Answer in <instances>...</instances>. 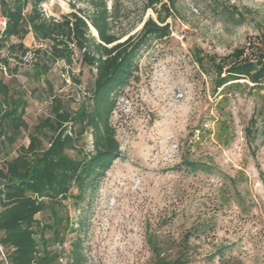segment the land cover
<instances>
[{"label": "rangeland", "instance_id": "obj_1", "mask_svg": "<svg viewBox=\"0 0 264 264\" xmlns=\"http://www.w3.org/2000/svg\"><path fill=\"white\" fill-rule=\"evenodd\" d=\"M97 1L106 4L111 29L123 39L156 17L145 0ZM92 2L47 0L42 6L60 18L89 14ZM229 10L245 20L238 24ZM167 22L170 35L143 47L134 75L115 97L111 121L121 157L91 197L65 201L73 229L62 251L68 255L79 238L86 264H156L153 240L162 256H181L184 264H264V83L219 86L215 72L249 40L254 47L247 52L264 54V0H179ZM24 41L38 46L32 33ZM32 55L13 77L0 64V75L27 100L30 130L50 114L52 95L78 107L95 72L77 53L71 65L53 67L49 87L33 77ZM29 141L24 131L13 149ZM80 146L93 149L89 132ZM188 161L206 167L192 170Z\"/></svg>", "mask_w": 264, "mask_h": 264}, {"label": "trees", "instance_id": "obj_2", "mask_svg": "<svg viewBox=\"0 0 264 264\" xmlns=\"http://www.w3.org/2000/svg\"><path fill=\"white\" fill-rule=\"evenodd\" d=\"M46 1L0 0V51H6V55L0 54V64L13 77L32 52L33 77L51 87L53 67L58 62L71 65L78 53L82 63L95 70L94 81L89 95L76 108L52 95L50 114L30 130L24 94L0 75V243L10 264H59L62 256L69 264H86L79 238L68 255L62 251L73 229L65 201L78 204L91 197L121 157L111 121L115 97L134 75L135 60L143 47L153 38L170 35L167 20L175 15L179 0H145L144 8L152 9L156 17L149 16L138 32L125 39L112 31L105 3L93 0L89 14L71 11L57 18L43 9ZM229 11L238 15V24L245 20L244 15ZM30 33L38 43L35 48L24 41ZM253 47L252 43L249 49ZM253 52H247L246 46L237 48L216 64L218 85H238L244 79L255 85L264 83V54ZM24 131H28V145L13 149ZM88 132L91 151L80 146ZM187 164L192 170L206 167L195 161ZM40 214H46V219ZM152 244L156 264H184L181 256H162L159 245L153 240Z\"/></svg>", "mask_w": 264, "mask_h": 264}, {"label": "built area", "instance_id": "obj_3", "mask_svg": "<svg viewBox=\"0 0 264 264\" xmlns=\"http://www.w3.org/2000/svg\"><path fill=\"white\" fill-rule=\"evenodd\" d=\"M1 22H3V20H1ZM251 44L252 41L249 40L246 46V50L249 49ZM0 261L2 262V264H10L9 259L7 257L6 248L1 243H0ZM59 264H69V262L67 261L66 257L62 256L59 258Z\"/></svg>", "mask_w": 264, "mask_h": 264}]
</instances>
